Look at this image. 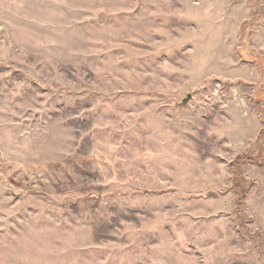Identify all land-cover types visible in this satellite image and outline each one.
<instances>
[{"label": "rangeland", "instance_id": "obj_1", "mask_svg": "<svg viewBox=\"0 0 264 264\" xmlns=\"http://www.w3.org/2000/svg\"><path fill=\"white\" fill-rule=\"evenodd\" d=\"M0 264H264V0H0Z\"/></svg>", "mask_w": 264, "mask_h": 264}, {"label": "water", "instance_id": "obj_2", "mask_svg": "<svg viewBox=\"0 0 264 264\" xmlns=\"http://www.w3.org/2000/svg\"><path fill=\"white\" fill-rule=\"evenodd\" d=\"M190 95L187 94L183 99H182V103L186 101V98H188Z\"/></svg>", "mask_w": 264, "mask_h": 264}]
</instances>
